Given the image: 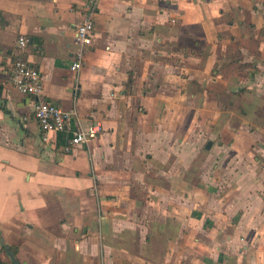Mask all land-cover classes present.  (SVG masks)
<instances>
[{
    "label": "crops",
    "instance_id": "0c3cea01",
    "mask_svg": "<svg viewBox=\"0 0 264 264\" xmlns=\"http://www.w3.org/2000/svg\"><path fill=\"white\" fill-rule=\"evenodd\" d=\"M89 3L0 0V264H264V0H98L81 47ZM235 44L253 66L230 73ZM18 55L67 131L42 130Z\"/></svg>",
    "mask_w": 264,
    "mask_h": 264
},
{
    "label": "built area",
    "instance_id": "2783aa9c",
    "mask_svg": "<svg viewBox=\"0 0 264 264\" xmlns=\"http://www.w3.org/2000/svg\"><path fill=\"white\" fill-rule=\"evenodd\" d=\"M97 2L98 0H90L88 14L76 28L75 39L81 47L91 44ZM27 44V37H19L18 46L21 49H24ZM82 58L81 49L73 67L81 68ZM13 82L19 91L34 97V114L46 135L51 131H67L69 129L70 113L56 103L45 99L41 71L21 55H18L13 61ZM102 131L103 123L101 121H95L86 127L79 125L71 130L70 143L73 145L88 143Z\"/></svg>",
    "mask_w": 264,
    "mask_h": 264
},
{
    "label": "trees",
    "instance_id": "16d2710c",
    "mask_svg": "<svg viewBox=\"0 0 264 264\" xmlns=\"http://www.w3.org/2000/svg\"><path fill=\"white\" fill-rule=\"evenodd\" d=\"M245 40H247V39H245ZM248 41V40H247ZM244 44V45H247V46H249V47H251V49H254L253 51H255V55L256 56H259V54H260V51L257 49V47L256 46H254L253 44H251V43H246V41H241V42H239V44ZM255 43H257V41H255ZM254 43V44H255ZM259 43V42H258ZM235 50H237L236 52H235V54H234V57H235V59H236V62L235 61H233V63L232 64H230L229 65V67H228V69H229V71H230V73H233V72H236V71H242V70H244L246 67H252L253 65H251V63H246V64H242V63H240L239 61H238V59H240V58H242V53L240 52V50H238L239 49V47H238V44H235ZM11 264H14V263H11Z\"/></svg>",
    "mask_w": 264,
    "mask_h": 264
},
{
    "label": "water",
    "instance_id": "95a60500",
    "mask_svg": "<svg viewBox=\"0 0 264 264\" xmlns=\"http://www.w3.org/2000/svg\"><path fill=\"white\" fill-rule=\"evenodd\" d=\"M212 144H213V141H212V140H209V141L207 142L206 148H207V149H210L211 146H212ZM2 242H3V241H2ZM3 245H7V244H5V243L3 242ZM6 251H7V253L10 255V257L12 258V260H13L15 263H18L17 259L15 258V255L13 254V252H12L8 247L6 248Z\"/></svg>",
    "mask_w": 264,
    "mask_h": 264
},
{
    "label": "rangeland",
    "instance_id": "374dc122",
    "mask_svg": "<svg viewBox=\"0 0 264 264\" xmlns=\"http://www.w3.org/2000/svg\"><path fill=\"white\" fill-rule=\"evenodd\" d=\"M238 101V104L239 103H243V104H245L246 103V101H243V100H237ZM262 110H264V106L259 110V112L257 113L258 115H257V117L259 116L260 118H262L263 116H260L261 115V113H263V111ZM263 165H264V162H263Z\"/></svg>",
    "mask_w": 264,
    "mask_h": 264
}]
</instances>
